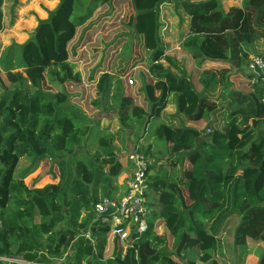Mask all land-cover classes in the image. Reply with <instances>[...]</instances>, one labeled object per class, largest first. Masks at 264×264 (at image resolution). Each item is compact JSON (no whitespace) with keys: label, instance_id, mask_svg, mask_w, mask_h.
<instances>
[{"label":"trees","instance_id":"obj_1","mask_svg":"<svg viewBox=\"0 0 264 264\" xmlns=\"http://www.w3.org/2000/svg\"><path fill=\"white\" fill-rule=\"evenodd\" d=\"M117 1L129 4L120 19L129 54L94 79L90 114L69 90L83 85L70 44ZM222 1L58 0L25 42L2 49L0 40V264H222L220 238L234 219L236 251L264 241L263 92L242 72L251 56L264 58L256 47L264 42V0L228 8ZM172 4L188 25L183 47L195 74L163 39ZM4 19L0 0V33ZM142 63L132 89L126 79ZM170 104L173 114L165 112ZM152 119L160 121L148 135ZM118 136L133 141L126 156L135 148L149 158L159 209L150 206L148 229L114 243L107 258L109 227L94 205L125 191L117 180L131 167H121ZM22 158L30 164L18 177ZM45 160L58 168L57 181L44 190L26 185L24 176Z\"/></svg>","mask_w":264,"mask_h":264},{"label":"rangeland","instance_id":"obj_2","mask_svg":"<svg viewBox=\"0 0 264 264\" xmlns=\"http://www.w3.org/2000/svg\"><path fill=\"white\" fill-rule=\"evenodd\" d=\"M4 1L5 28L0 33V40L3 42L4 48H7L12 43H23L30 38L38 25V21L47 16L46 9L53 8L57 3V0H19V4L14 5L15 0ZM222 3L224 7L228 8L231 5H240L241 0H223ZM126 4L129 5L128 3ZM126 4L122 3V1H117L114 7L107 8L106 11H104V9L99 10L90 21L91 23L89 22L79 29L78 35L70 44V48L72 49L70 51L72 56L70 57V61L74 64L75 70L81 73L83 85L70 88L69 90L76 94L77 104L81 105L90 114L92 113V108H90L89 104L94 98V79H97L102 71L112 69L114 61L122 60L125 55L129 54V52H123L127 44V37L124 34L128 32V30H126L125 26L120 22L122 13L126 9L124 7ZM164 10L165 16H168V18L166 17V21L170 26L169 31L165 32L163 36V39L167 42L168 53L179 59L187 60L189 71L194 74L197 73L196 62L183 47V42L189 33L186 20H180V16L175 12L173 4L164 7ZM182 14L186 17L185 13L182 12ZM93 30L94 32L91 33ZM256 47L259 52H264V42L259 41ZM146 68V64L142 63L135 69L132 77H127L126 81L132 89L138 87V75L141 70L145 71ZM242 72L247 74L248 70L245 68ZM130 80H133V83H130ZM194 81L200 89L201 85L197 82L196 75H194ZM237 84L239 83L237 82ZM220 93L221 88L218 89L214 95L217 96ZM165 110L171 113V111L174 110V106L168 105ZM217 118L219 120L218 126H221L222 118L219 114H217ZM159 121L156 119L151 120L147 129L148 135L153 133ZM194 125H196V123ZM197 125L203 128L206 126V121L199 122ZM130 142L133 141L129 138L125 139L122 136L117 137V143L122 150L121 167H126L128 163L126 153L131 145ZM29 164L28 159L22 158L18 164L16 175L21 177L23 172L29 167ZM158 165L163 168L168 167L166 160L159 162ZM154 173V170H150V175ZM129 175L130 171H124L118 178L117 183L121 182V185H125ZM58 176V168L54 166L51 168L50 160H45L40 163L38 168L24 176V182L28 186L44 190L48 184L56 182L59 178ZM183 191L186 200L189 202L186 189H183ZM149 197L151 199L149 203L150 206L158 210L159 198L154 187L150 188ZM237 222L238 220L236 219L230 221L228 228L222 233L220 238L222 250L217 254V257L222 264H257L259 257L264 252V244L263 247L257 246V242L249 239L243 247H240L239 250L236 251L233 240ZM163 235L166 236V233ZM166 237L169 244H172V238L170 236ZM263 242L264 241L261 243ZM113 244L114 243L110 241L105 257L108 258L111 256Z\"/></svg>","mask_w":264,"mask_h":264},{"label":"built area","instance_id":"obj_3","mask_svg":"<svg viewBox=\"0 0 264 264\" xmlns=\"http://www.w3.org/2000/svg\"><path fill=\"white\" fill-rule=\"evenodd\" d=\"M247 68L251 74V84L259 86L263 92L264 103V58L251 56ZM130 83L133 81L130 80ZM126 158L131 169L123 195L119 198H103L94 205L96 219L109 227V240L112 243L119 242L122 246L148 229V220L154 211L149 205V158L135 148ZM86 236L90 237L89 234Z\"/></svg>","mask_w":264,"mask_h":264},{"label":"crops","instance_id":"obj_4","mask_svg":"<svg viewBox=\"0 0 264 264\" xmlns=\"http://www.w3.org/2000/svg\"><path fill=\"white\" fill-rule=\"evenodd\" d=\"M57 3H58V0H57ZM57 3H56V5H57ZM20 4H21V2H20ZM56 5H55L53 8H55ZM20 6H21V5H20ZM53 8H51V9H53ZM45 18H47V16H46ZM42 19H44V18H42ZM4 25H5V19H4ZM3 48H4V46H3V42H2V49H3ZM170 105H173V106H174V110L171 111V113H168V112L165 110V112H166L167 114H173V113L175 112V105H174V104H170ZM200 123H201V122H200ZM197 124H198V122L196 123V125H194L193 122H189V125H194V126L200 128ZM128 165L130 166L129 163L126 164V166H128ZM120 183H121V182H120ZM120 183H118V184L121 185ZM257 244H258L257 246H261V247H263L264 242H263V243L259 242V243H257Z\"/></svg>","mask_w":264,"mask_h":264}]
</instances>
